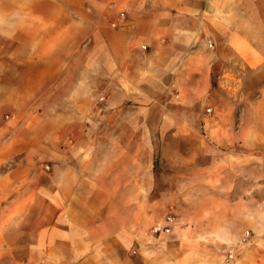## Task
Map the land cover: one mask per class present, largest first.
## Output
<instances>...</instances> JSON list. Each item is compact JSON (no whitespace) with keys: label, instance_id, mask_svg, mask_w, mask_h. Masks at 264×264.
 I'll list each match as a JSON object with an SVG mask.
<instances>
[{"label":"crops","instance_id":"obj_1","mask_svg":"<svg viewBox=\"0 0 264 264\" xmlns=\"http://www.w3.org/2000/svg\"><path fill=\"white\" fill-rule=\"evenodd\" d=\"M214 1L0 0V20L7 22L4 27L8 29L0 32V36H16L17 29H21L19 21H25L26 36L37 27L39 35L58 37L75 34L73 30L77 27L84 28L85 37L70 44V49L90 52V67L104 63L108 69L104 82H97L106 86L107 115L137 116V131L156 132V147L151 145L152 149L156 148V196L169 197L172 211L183 217L173 223L171 232L148 237L156 246L153 264H225L226 260L218 252V246H211V253L206 251L207 244H224V240L198 239L206 237L207 232L210 234L211 229H217L218 233L226 226L224 210L217 209L224 205L219 198L225 195L224 162L218 157L217 149L209 146V141L198 142L197 146H187L185 141L186 133L199 132L203 127L192 119L214 90V67L225 58L215 57L216 54L240 50L235 47L241 35L239 28L224 18L214 17ZM76 5H87V11L80 13ZM219 37L223 38L222 45ZM228 40L233 42L229 45L225 43ZM41 46L27 47L28 58L19 63L21 67L45 69L35 72L36 76L24 74L25 79H34L32 87L19 98L29 101L27 106L48 91L50 79L46 69L50 59ZM9 62L10 66L18 64L14 60ZM56 66L61 69L65 65L58 62ZM10 80L15 91L7 99L2 95L0 75V147L4 142L0 163L11 157V140L14 142L15 138H5L18 125L17 79L14 82L12 76ZM130 100L136 102L135 108L126 106ZM25 114L31 116V121L25 119L22 124L28 132L23 145L31 148L33 112ZM48 115H55L59 122L64 111L59 105L50 111L42 108L36 117L44 120ZM44 124L49 127L50 122ZM60 125L56 123V131L63 132V124ZM109 128L128 132L133 127L122 121ZM110 143L111 148L121 149L120 153L111 152V159L120 154V166L112 169L117 173L115 179H139L143 165L139 169L136 156L145 147L144 141L137 139L130 145L128 139H121ZM132 147L138 150L130 151ZM130 154L134 155V161L129 165L125 161ZM113 162L116 160L112 159ZM43 176L57 181V204L55 211L47 210L33 228L36 199L32 172L0 171V264H149L145 257L148 252L129 250L130 241L134 239L132 244L143 245L144 237L136 236L138 241L129 238L130 225L123 217L110 220L113 196L127 197L128 184L116 188L108 182L98 185V181L107 178L94 172H73L69 176L45 172ZM66 194L73 196L67 209ZM178 197H182L184 209L177 207ZM214 204L220 219L216 214L218 219H209ZM195 206L198 212L193 214ZM157 211H160L158 205L156 220L160 219ZM137 226L134 223L131 229ZM161 244L166 248L162 247L159 253Z\"/></svg>","mask_w":264,"mask_h":264},{"label":"rangeland","instance_id":"obj_2","mask_svg":"<svg viewBox=\"0 0 264 264\" xmlns=\"http://www.w3.org/2000/svg\"><path fill=\"white\" fill-rule=\"evenodd\" d=\"M77 8L80 13L87 11V5ZM212 9L214 17L219 16L231 22L230 24L239 28L241 35L235 44L240 49L238 53L226 51L223 54L219 51L216 54L215 57L225 58L220 59L219 66L214 67V90L209 94L208 100L202 102L192 119L195 123L203 124V127L199 132L186 133L187 146H197L198 142L209 141V146L217 149L218 157L224 162L222 176L225 195L219 196L224 205L218 208L217 204L212 205L214 211L208 216L212 220L218 217L220 219L215 209L224 210L222 216L226 226L219 229L218 233L217 229H211L210 234L207 232L206 237L198 239L224 240V244H207L209 248L206 251L211 253L210 247L218 246V252L226 259L225 264H264V0H215ZM18 24L21 29H17L16 36H0L2 95L7 99L13 96L15 88L10 82V77L13 76L14 82L17 79L18 118L16 129L5 138H15L14 142L11 140V157L0 163V171L32 172L33 197L36 199L33 228L38 225L36 221L40 220L42 214L46 215L47 210L50 212L56 209L57 181L44 179L45 172H60L66 176L73 172H94L101 178H107V181H98V185L108 182L116 188L128 184L130 192L127 197L113 196L110 220L113 222L121 217L128 220L129 238L135 237L138 241L144 237L143 245L132 244L134 239L130 241L129 250L148 252L145 256L147 262L153 264L156 246L148 237L156 234L153 232L154 225L164 222L168 216H173L177 222L183 217L172 211L169 197L156 196V148L151 147L152 144L156 147V132L145 134L137 131V116L126 118L124 115H107L106 86L97 82H104L108 69L104 63L90 67V52H74L70 49V44L76 41L78 43L80 38L85 37L84 28L77 27L73 30L75 34L58 37L39 35L37 27L32 32L29 31L32 34L26 36L25 21H19ZM4 26H7V22L0 20L1 33L4 29L8 30ZM222 39L218 38L221 45ZM232 42L233 40H228L225 43L230 45ZM33 45H42V52L50 59V65L46 69L50 82L47 93L42 98L32 100L31 105L27 106L29 101L19 98L25 95L28 87H32L34 79H25L24 74L36 76L35 72L38 74L41 70L45 71L39 67L19 66L20 61L28 58L26 48ZM10 60L17 61V66H10ZM58 62L64 63V68H57ZM57 105L64 111L61 121L59 119L57 122L55 115H48V119L44 120L36 117L40 109L50 111L56 109ZM134 105L136 102L133 100L126 104L128 109L135 108ZM28 109L33 112L31 148L23 145L28 132L22 124L25 119L31 121V116L25 114L29 112ZM122 121L133 128L128 132L109 128L111 124ZM47 122H50L49 127L44 124ZM56 123L60 127V123L63 124V132L56 131ZM224 125L225 128H222ZM121 139H128L130 145L137 139L144 141L145 147L139 149L141 154L136 156L139 169L143 165L139 179H115L117 173L112 172V169L120 166V154L117 158H112L116 162L111 163V152L120 153L121 149L111 148L110 142ZM0 149L4 150V142ZM129 150L136 152L138 148L132 147ZM133 161L134 155L130 154L125 162L130 165ZM66 182L72 183L71 180ZM119 198L125 202L117 200ZM181 198H177V207L182 206L184 209L185 203ZM72 199V195H65L66 209L72 204ZM156 205L160 208L157 211L160 216L158 220ZM192 211L196 214L198 207L195 206ZM134 223L138 226L131 229ZM162 247L166 248L161 244L157 252L162 253ZM193 247L195 250L199 249L198 245L194 244Z\"/></svg>","mask_w":264,"mask_h":264},{"label":"built area","instance_id":"obj_3","mask_svg":"<svg viewBox=\"0 0 264 264\" xmlns=\"http://www.w3.org/2000/svg\"><path fill=\"white\" fill-rule=\"evenodd\" d=\"M174 222L175 218L173 216H168L164 222L154 225L153 232L156 234L169 233Z\"/></svg>","mask_w":264,"mask_h":264}]
</instances>
